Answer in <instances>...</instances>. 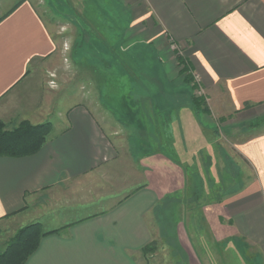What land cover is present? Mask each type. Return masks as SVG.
Returning a JSON list of instances; mask_svg holds the SVG:
<instances>
[{
  "label": "crops",
  "instance_id": "obj_1",
  "mask_svg": "<svg viewBox=\"0 0 264 264\" xmlns=\"http://www.w3.org/2000/svg\"><path fill=\"white\" fill-rule=\"evenodd\" d=\"M124 2L137 15L133 22L141 20L138 32L150 48L142 58L151 60L153 71L167 79L143 105H154L155 115L165 111L180 128L187 123L181 136L191 158H173L177 142L171 136V156L161 149L142 156V183L136 181L132 192V183L124 181L117 185L121 189L95 195L96 201L113 202L109 208L68 218L66 205L52 201L63 197L65 187L99 181L90 176L115 165L120 147L110 142L77 91L68 96L63 90L56 100V91L44 83L43 72L52 73L59 42L36 1H0V120L10 126L52 123L56 107L62 116L36 155L0 158V251L20 227L39 223L53 231L70 225L43 238L26 264H143V249L156 240L155 225L168 196L172 199L184 181L188 186L207 181V170L215 171V180L209 181H235L226 177L233 162L244 182L233 191H220L203 206L202 215L216 243L241 241L248 255L253 254L252 263L264 264V123L253 127L264 119V0ZM178 55L198 77L197 88L210 115L195 114L192 98L181 112L168 100L166 84L171 89L181 85L186 93L192 88L183 79L174 85L182 68ZM61 89L58 85V93ZM218 124L222 128L215 136L208 128ZM204 187L203 197H208Z\"/></svg>",
  "mask_w": 264,
  "mask_h": 264
},
{
  "label": "rangeland",
  "instance_id": "obj_2",
  "mask_svg": "<svg viewBox=\"0 0 264 264\" xmlns=\"http://www.w3.org/2000/svg\"><path fill=\"white\" fill-rule=\"evenodd\" d=\"M35 1L46 20L56 29L55 35L59 42V54L53 57L51 63L52 73L43 72L44 83H47L50 90L56 91L53 95L56 100L63 94V90L68 96L77 91L80 102L97 117L110 142L120 147V159L115 165L103 166L90 176L99 181H86L81 185L65 187L60 191L63 197L56 202L52 201L66 205L68 218H80L112 205L113 202L96 201L95 195L112 192L117 185L125 184L126 181L132 183L130 192L138 187L136 184L142 183V156L160 149L171 156V136L177 142V154L172 155L173 158L181 162L191 158L186 153V148H183L184 138L181 136L183 129L187 131V123H183V128H180L181 124L173 122L168 115L165 116V111L163 116L155 115L154 105H143L148 97H154L156 88L161 90L160 83L163 79L166 83L167 79L163 74L161 76L156 70L153 71L155 65L151 60L142 58L143 52H149L150 48L145 45L138 32L139 28L142 29L141 20L133 22L137 15H134L131 4L124 0ZM167 77L170 79L169 74ZM182 79L186 82L180 73V77H175L174 85L178 86L183 82ZM58 85L62 87L59 90L61 93H58ZM166 87L167 98L177 111L187 108L191 104L190 98L201 96L199 89L189 88V93H186L179 87L171 89L167 84ZM57 109L56 107V113L51 117L52 126L56 127L58 120L62 119ZM176 113H173V117ZM198 113L201 112H195ZM162 118L163 122L159 121ZM19 124L10 126L5 123L8 129ZM220 124L208 130L213 135L218 134L222 128ZM161 132L163 136L159 144ZM194 139L200 141V137L196 135ZM182 150L185 153H181ZM228 166L226 177H234L235 181H209L215 178L212 175L215 171L207 170V181H190L189 186L184 181V187L172 199L168 196L163 202L162 217L157 219L158 223L155 225V245L152 250L142 252L143 264H260L259 261L252 263L254 258L249 257L251 254L248 255L241 241L216 243L202 215L203 206L213 201L220 191H233L244 182L245 178L237 171L233 162ZM184 173H188L187 169H184ZM204 184L210 191L208 197H203ZM24 227L7 236V245L0 253L6 250L9 241ZM42 228L46 231L44 226Z\"/></svg>",
  "mask_w": 264,
  "mask_h": 264
},
{
  "label": "trees",
  "instance_id": "obj_3",
  "mask_svg": "<svg viewBox=\"0 0 264 264\" xmlns=\"http://www.w3.org/2000/svg\"><path fill=\"white\" fill-rule=\"evenodd\" d=\"M180 65V73L184 76V80L188 84L194 83L192 74L181 58L177 56ZM198 86L194 83L192 88L197 90ZM194 107L197 112L210 115L209 109L206 107L205 100L202 96L192 97ZM264 121V120H263ZM257 121L253 127L259 126L263 122ZM53 129L52 123H44L33 125L29 121H22L18 126L8 129V127L0 121V158H24L36 155L43 148ZM70 225L58 230L44 231L42 225L34 223L19 230L9 244L6 250L0 253V264H26L29 258L37 251L43 238L59 234L62 230L69 228ZM154 241L143 249L148 252L154 247Z\"/></svg>",
  "mask_w": 264,
  "mask_h": 264
},
{
  "label": "built area",
  "instance_id": "obj_4",
  "mask_svg": "<svg viewBox=\"0 0 264 264\" xmlns=\"http://www.w3.org/2000/svg\"><path fill=\"white\" fill-rule=\"evenodd\" d=\"M193 79H194V83L198 86V82H199V79H198V77L197 76H193ZM202 94V91H200L199 90V95H201Z\"/></svg>",
  "mask_w": 264,
  "mask_h": 264
}]
</instances>
